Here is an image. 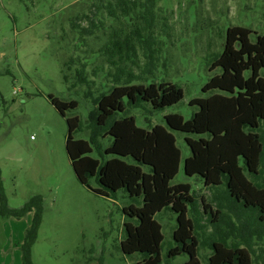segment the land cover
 Returning a JSON list of instances; mask_svg holds the SVG:
<instances>
[{
  "label": "rangeland",
  "instance_id": "rangeland-1",
  "mask_svg": "<svg viewBox=\"0 0 264 264\" xmlns=\"http://www.w3.org/2000/svg\"><path fill=\"white\" fill-rule=\"evenodd\" d=\"M89 3L0 0V177L9 207L21 206L34 194L43 198L41 224L32 247L33 264H135L139 259L120 249L125 219L122 208L134 200L123 189L109 198L98 195L77 180L65 149L66 117L77 115L86 127L95 99L111 86L166 80L182 88L178 103L162 110L129 108L127 114L142 128L165 126L164 116L170 113L188 119L197 109L190 100L206 97L202 85L219 72L210 69L222 50L226 28L237 25L264 34V0H161L149 22L153 40L148 44L134 41V56L128 58L125 51L115 55L110 46V32L116 26L104 12L91 14L94 24L84 19L74 22L78 27L72 25L71 19L86 12ZM108 47L114 55L107 52ZM48 94L64 101L76 100L78 105L62 116L47 100ZM171 132L181 150L179 170L171 183H189L198 201L201 196L206 202L217 198L211 206L219 202L235 224L237 237L229 238L240 242V248L246 241L264 264V238L251 235L256 230V212L240 203L231 204L224 185L207 188L200 177L186 176L183 160L190 152L184 137L196 136ZM259 133L264 136V119ZM74 137L88 140L89 130L75 132ZM111 142L110 136L98 137L101 148ZM90 146L89 155L100 159L95 145L90 142ZM257 183L264 185V173ZM90 185L98 187L94 178ZM32 216V212L19 219L0 216V247L6 249L0 252V264H21L20 249L15 245L23 240ZM192 216L201 226L198 259L208 264L210 244L218 238L214 225L220 221L209 223L203 213ZM155 219L163 234L161 264H183L186 254L167 257V252L177 248L173 240L175 213L163 209ZM218 229L225 232L223 223Z\"/></svg>",
  "mask_w": 264,
  "mask_h": 264
},
{
  "label": "trees",
  "instance_id": "trees-1",
  "mask_svg": "<svg viewBox=\"0 0 264 264\" xmlns=\"http://www.w3.org/2000/svg\"><path fill=\"white\" fill-rule=\"evenodd\" d=\"M158 1L90 0L87 11L77 14L71 23L78 27L75 21L88 19L94 24L91 14L104 12L116 26L110 32V46L115 55L125 51L129 58L134 56V41L148 44L153 40L149 22ZM106 50L114 55L109 47ZM216 68L219 72L201 88L208 95L190 100L197 109L188 119L170 113L164 116L165 126L142 128L135 124L134 116L127 114L129 108L162 110L178 103L182 88L166 80L111 86L95 99L97 104L86 127L77 115L66 117L65 149L77 180L98 195L109 198L123 189L134 200L122 208L125 219L120 249L124 255L139 258L135 264H161L163 234L155 217L167 208L175 213L177 221L173 235L177 248L167 252V257L186 254L183 264H201L197 255L201 226L192 215L203 213L209 223L220 221L214 225L218 238L210 244L208 264H261L246 241L240 248V242L229 238L237 237L235 224L219 202L211 206L217 198L206 202L201 196L198 201L189 183H171L181 161V150L171 131L193 134L196 137H184L190 152L183 160L184 174L200 177L207 188L224 185L231 204L240 203L256 212V230L251 235L264 238V185L257 183L264 173V136L259 133L264 119V34L228 26L222 50L210 71ZM76 76L79 83L78 69ZM67 77L64 74L65 80ZM47 100L62 116L78 105L76 100L64 101L51 94ZM84 128L89 130V139L75 138L74 133ZM104 136H110L112 142L101 148L98 137ZM90 142L100 159L89 155ZM107 155L111 157L104 159ZM245 171L255 181L249 180ZM91 178L98 187H91ZM29 212L33 216L19 246L21 264H33L32 247L41 224L43 198L34 194L21 206L9 207L0 177V216L19 219ZM222 223L225 232L218 229Z\"/></svg>",
  "mask_w": 264,
  "mask_h": 264
},
{
  "label": "crops",
  "instance_id": "crops-1",
  "mask_svg": "<svg viewBox=\"0 0 264 264\" xmlns=\"http://www.w3.org/2000/svg\"><path fill=\"white\" fill-rule=\"evenodd\" d=\"M21 242H22V240H19V241L16 243L15 247H16L17 249H19V246H20ZM11 245H12V244H10V248H12ZM0 248H1V249H0V252L6 250V249H5V245H4V248H2V247H0ZM17 253H18V252H17ZM12 254L14 255V252H13ZM20 257H21V253H20ZM14 260H15V259H14ZM16 263H18V254H17V262H16Z\"/></svg>",
  "mask_w": 264,
  "mask_h": 264
}]
</instances>
